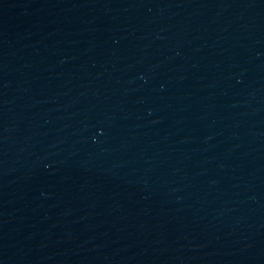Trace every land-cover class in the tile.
I'll use <instances>...</instances> for the list:
<instances>
[{
  "label": "water",
  "instance_id": "obj_1",
  "mask_svg": "<svg viewBox=\"0 0 264 264\" xmlns=\"http://www.w3.org/2000/svg\"><path fill=\"white\" fill-rule=\"evenodd\" d=\"M207 264H264V104Z\"/></svg>",
  "mask_w": 264,
  "mask_h": 264
}]
</instances>
